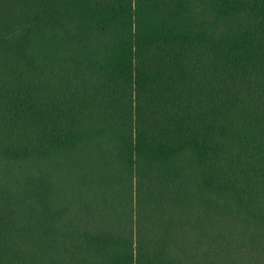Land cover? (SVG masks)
Wrapping results in <instances>:
<instances>
[{"label": "trees", "instance_id": "trees-1", "mask_svg": "<svg viewBox=\"0 0 264 264\" xmlns=\"http://www.w3.org/2000/svg\"><path fill=\"white\" fill-rule=\"evenodd\" d=\"M0 264H264V0H0Z\"/></svg>", "mask_w": 264, "mask_h": 264}]
</instances>
